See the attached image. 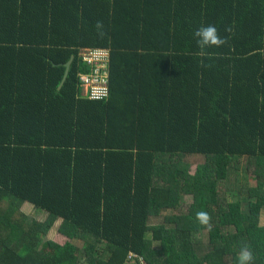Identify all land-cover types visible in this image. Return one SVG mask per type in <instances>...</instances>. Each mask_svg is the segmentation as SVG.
Wrapping results in <instances>:
<instances>
[{"label":"trees","instance_id":"16d2710c","mask_svg":"<svg viewBox=\"0 0 264 264\" xmlns=\"http://www.w3.org/2000/svg\"><path fill=\"white\" fill-rule=\"evenodd\" d=\"M210 24L228 43L199 55ZM81 48L109 51L106 98ZM244 244L264 264V0H0V264H237Z\"/></svg>","mask_w":264,"mask_h":264},{"label":"built area","instance_id":"2783aa9c","mask_svg":"<svg viewBox=\"0 0 264 264\" xmlns=\"http://www.w3.org/2000/svg\"><path fill=\"white\" fill-rule=\"evenodd\" d=\"M78 57L87 68L79 74L84 92L91 99L106 98L108 94L109 51L100 48H81ZM143 264H145L142 261Z\"/></svg>","mask_w":264,"mask_h":264},{"label":"clouds","instance_id":"9594fccd","mask_svg":"<svg viewBox=\"0 0 264 264\" xmlns=\"http://www.w3.org/2000/svg\"><path fill=\"white\" fill-rule=\"evenodd\" d=\"M104 25L101 21H97L95 29L98 36L102 37ZM225 32L231 33L232 28H225ZM193 36L196 38V44L199 49V55H206L205 50L208 47H222L228 43V37L221 36L215 25L201 26L197 28ZM196 220L203 226L211 230V217L206 211H199L196 213ZM254 256L249 245L241 246L239 255L237 257V264H254Z\"/></svg>","mask_w":264,"mask_h":264},{"label":"rangeland","instance_id":"374dc122","mask_svg":"<svg viewBox=\"0 0 264 264\" xmlns=\"http://www.w3.org/2000/svg\"><path fill=\"white\" fill-rule=\"evenodd\" d=\"M85 93V92H84ZM186 161L190 164V171L193 170L194 166L196 164H200L202 163L203 161V158L201 156H196V155H193V156H189L187 157ZM250 180V181H249ZM247 180L250 184H252V181L251 179ZM231 188L233 189V186L230 182L226 181V182H222L220 183V187L218 188V190L220 191V194H223L225 189L227 188ZM222 197V196H221ZM223 198V197H222ZM21 210L25 213H28L32 216H34L35 218H37L38 220H45L46 217H47V214L41 210H37L35 207H33L31 204H29L28 202H24L21 206H20ZM153 221V219H152ZM154 221H157V218L154 219ZM60 220H56L53 225L47 229L44 233H43V236L44 238H49V239H52V240H55V241H58V242H63L65 240V236H63L62 234H60L58 231H57V227H58V224H59ZM204 239V235L201 233V232H197V233H193L192 234V238L191 240L192 241H202ZM83 258V261H84V258L85 257H82ZM86 259V258H85ZM87 261V260H85ZM131 264H134V263H131Z\"/></svg>","mask_w":264,"mask_h":264},{"label":"water","instance_id":"95a60500","mask_svg":"<svg viewBox=\"0 0 264 264\" xmlns=\"http://www.w3.org/2000/svg\"><path fill=\"white\" fill-rule=\"evenodd\" d=\"M72 60H73V56H71L70 59L64 64L65 72H64V75H63V78H62V81H61L59 87L62 85V83L64 82V80H65V78L67 76L68 69H69V66H70Z\"/></svg>","mask_w":264,"mask_h":264},{"label":"crops","instance_id":"0c3cea01","mask_svg":"<svg viewBox=\"0 0 264 264\" xmlns=\"http://www.w3.org/2000/svg\"><path fill=\"white\" fill-rule=\"evenodd\" d=\"M58 220V219H57ZM60 220V219H59ZM61 222V221H60Z\"/></svg>","mask_w":264,"mask_h":264}]
</instances>
